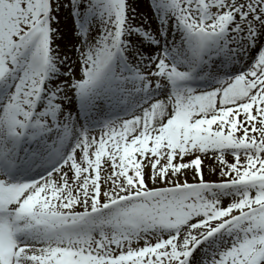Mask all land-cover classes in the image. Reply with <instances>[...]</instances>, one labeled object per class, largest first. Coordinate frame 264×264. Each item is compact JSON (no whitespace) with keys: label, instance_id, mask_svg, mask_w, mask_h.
<instances>
[{"label":"snow or ice","instance_id":"6c2138e0","mask_svg":"<svg viewBox=\"0 0 264 264\" xmlns=\"http://www.w3.org/2000/svg\"><path fill=\"white\" fill-rule=\"evenodd\" d=\"M0 264H264V0H0Z\"/></svg>","mask_w":264,"mask_h":264}]
</instances>
